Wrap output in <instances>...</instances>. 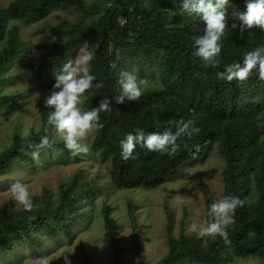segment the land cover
Listing matches in <instances>:
<instances>
[{"label": "trees", "instance_id": "trees-1", "mask_svg": "<svg viewBox=\"0 0 264 264\" xmlns=\"http://www.w3.org/2000/svg\"><path fill=\"white\" fill-rule=\"evenodd\" d=\"M245 4L246 0H229L225 6L226 30L215 66L192 55L195 37L203 34L204 24L181 13V0H104L92 4L85 0H13L6 8L0 6V110L14 104H9L8 96L2 93L8 81L4 73L28 51L21 27L43 24L54 8L61 7L77 18L61 26L47 23V52L27 65V82L53 90L54 72L74 58L85 41L97 42L99 46L88 65L96 79L82 95L79 107H97L104 97L110 101V109L99 113L91 151L106 165L113 186L122 190L159 188L184 177L188 164L202 162L214 150L226 163L225 195L238 196L242 201L232 213L235 226H226L228 242L218 234L209 235L207 245L195 238L181 236L176 240L169 236V252L156 264H234L247 258L264 261V79L257 68L243 81L216 75L225 65L242 62L248 51L264 45V30L258 26L241 29L239 16L246 11ZM133 69L149 88L158 91L149 89L136 101L117 104L114 97L119 95V74ZM174 97L187 103L188 108L174 107ZM39 110L41 129L25 137L13 135L12 145L0 154V174L17 162L32 164L31 152L35 149L28 145L39 143L45 135L52 146L40 149L39 156L56 151L79 160L64 147L63 140L53 136L55 126L47 119L52 109L41 103ZM182 116L193 119L198 131L191 138H179L175 153L161 154L137 146L135 159L121 158L119 142L125 134L137 128L146 133L175 131L176 126L168 120L177 121ZM81 179V173H77L60 185L59 205L51 206L47 193L42 211L34 207L21 214L13 206H3L0 259L5 253H14V241L19 238L28 247H36L32 242L36 237L31 233H40L43 225L53 234L56 229L50 221L69 232L73 219L70 213L91 192ZM202 192L209 222L213 200L206 185ZM104 222L114 264H122L116 239L118 226L110 217V209L104 211ZM137 264L151 263L139 254Z\"/></svg>", "mask_w": 264, "mask_h": 264}, {"label": "rangeland", "instance_id": "rangeland-1", "mask_svg": "<svg viewBox=\"0 0 264 264\" xmlns=\"http://www.w3.org/2000/svg\"><path fill=\"white\" fill-rule=\"evenodd\" d=\"M12 1L0 0V6L6 8ZM103 1L85 0L88 4ZM76 18L70 10L58 7L53 9L45 23L21 27L22 40L27 44L28 51L4 73L8 81L3 85L2 93L8 96L9 104L12 101L14 104L0 110V154L12 145L13 135L25 137L31 131L38 132L41 129L39 106L44 104L52 90L28 83L26 68L30 62H37L47 52V23L61 26ZM95 43L92 40L88 42L90 46ZM149 86L145 82L141 87L144 91H158L156 87ZM21 93L23 96H20ZM174 99V107L188 108L187 103L180 98ZM182 119L185 120V117L177 121L170 118L168 122L177 126ZM94 134L92 129L81 138L80 142L86 144L89 150L76 154L79 160L69 153L45 151L42 156L33 158L32 164L17 162L7 172L0 174V210L10 205L21 214L32 211L34 207L38 211L44 210L42 201L47 193L51 206L59 205L60 185L67 183L77 173L82 175L80 183L88 185L91 191L87 200L78 203L70 213L73 219L69 232L53 221H50L56 229L53 234L41 225L43 228L40 233H31L32 237H36L32 240L37 243L36 247H28L19 238L14 241V253H5L0 264H114L113 248L105 236L106 209H110V217L118 226L116 239L121 246L122 264H137L139 254L148 263L160 262L169 252V236L176 240L181 236L195 238L207 245L209 235H197L208 223L202 187L206 185L213 202L225 196L226 188V163L216 150L204 158L205 162L194 167L187 166L184 177L168 181L159 188L122 190L112 185L106 165L91 151ZM53 136L63 140L56 130ZM17 181L27 187L33 204L30 210L24 209L10 190L11 184ZM230 225L235 226L234 222ZM234 264H264V261L247 258Z\"/></svg>", "mask_w": 264, "mask_h": 264}, {"label": "clouds", "instance_id": "clouds-1", "mask_svg": "<svg viewBox=\"0 0 264 264\" xmlns=\"http://www.w3.org/2000/svg\"><path fill=\"white\" fill-rule=\"evenodd\" d=\"M228 2L229 0H181V13L189 17L194 16L204 24L203 34L195 37L192 55L206 65L215 66L216 58L221 52V38L226 30L224 9ZM245 6L246 11L239 16L241 29L258 26L264 30V0H246ZM98 46L97 44L90 46L85 41L77 55L69 58L58 72H54L53 90L44 100V104L52 109L48 114V123L55 126L56 131L62 135L64 147L73 155L88 152V146L80 142L81 138L98 126L99 113L110 109V101L107 97L102 98L97 107L87 110L78 107L82 95L93 87V81L96 79L88 70L87 65L93 60ZM254 68L258 69L259 77L264 79V45L248 51L242 62L225 65L223 71H218L216 75L228 81L233 79L243 81L248 78ZM117 83L119 95L114 97L117 104L136 101L144 94L141 86L145 81L138 77L135 69L121 71ZM197 131L195 121L191 118L177 124L175 131L146 133L143 129L137 128L134 132L125 134L124 139L119 142L120 156L125 161L135 159L134 149L137 146L171 155L179 146L177 143L179 138H191ZM28 146L35 149L31 152V156L35 159L39 156L40 149L50 148L52 144L45 135L40 137L39 143L34 145L30 143ZM196 150H199V145L196 146ZM203 162L205 161H197L187 166L194 167ZM187 166L184 168V176ZM10 190L15 200L24 209L32 208V200L24 183L14 182ZM241 204V199L234 195H225L213 202L209 208V215L212 219L198 231V237L218 234L227 243L226 226L233 222L232 213Z\"/></svg>", "mask_w": 264, "mask_h": 264}]
</instances>
